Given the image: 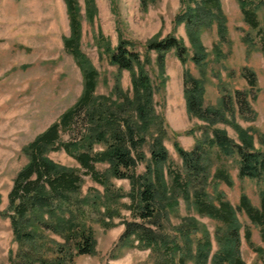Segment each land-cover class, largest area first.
<instances>
[{"label":"rangeland","instance_id":"1","mask_svg":"<svg viewBox=\"0 0 264 264\" xmlns=\"http://www.w3.org/2000/svg\"><path fill=\"white\" fill-rule=\"evenodd\" d=\"M250 2L257 8L256 25L246 19L240 0H220L222 15L218 8L205 7L202 0H96L97 12L92 20L87 16L85 0H79L82 23L80 48L99 71L94 93L97 102L111 98L122 103L124 92L134 95L133 72L121 70L111 61L99 35L102 34L112 48L126 40L134 43L141 52V66L155 85V108L167 125L165 146L170 159L164 170L169 185L173 181L167 174L168 166L181 172L184 169L175 143L191 150L197 139L211 135L213 128L226 130L238 142V129L242 127L254 135L255 147L264 150V0ZM198 8L204 19L213 16L209 10L218 15L211 25L200 29L208 52L203 70L192 60L195 50L188 34V24L177 22L178 15L196 14ZM221 16L226 21L225 38L219 32ZM70 35V17L65 0H0V264H14L22 248L9 215L8 195L15 177L30 161L26 147L74 106L84 89L82 69L65 46V38ZM168 35L181 38L190 52L188 59L182 62L177 52L171 50L166 54L163 70L157 62L158 53L147 51L146 44L150 40H163ZM140 71L141 67L136 66L135 74ZM186 71L204 80V107L218 112L211 114L215 123L189 113L185 94ZM83 128V124L75 123L74 129L62 131L61 139L63 142L81 140ZM148 137L143 147L146 160L151 159L152 140L150 135ZM96 148L102 147L96 145ZM218 150L213 148L212 171L225 167L233 185L213 182L208 188L211 200L217 203L216 196L221 191L231 202L241 223V257L246 264H264V224L254 223L244 210L239 209L242 193L249 196L253 205L260 206L264 181L239 176L238 158L224 155L218 159ZM46 154L62 168L80 170L81 197H102L98 205L101 214L98 209L87 207L88 223L97 239L95 251L76 254L73 264L159 263L158 251L155 253L138 244L117 247L127 227L126 222L132 220L129 208L123 206L130 203L128 196L109 199L105 195V186L94 181L91 170L82 167L64 149L48 150ZM138 165L139 173L146 170V161ZM94 167L101 173L110 168L106 162H97ZM109 180L113 189L120 193L126 194L131 189V180L127 178L111 176ZM173 193V203L179 204L172 203L173 208L170 205L169 220L163 221L161 231L173 235L175 227L192 222L191 218H194L199 221V226H205L212 234L213 252H216L219 249L216 232L225 228L224 221L201 215L192 204L194 198L189 200L180 190H173ZM107 208L113 210L110 212L112 218L103 215ZM103 217L108 226L102 222ZM46 233L51 239L64 242L61 235L51 231ZM188 264L195 263L189 261Z\"/></svg>","mask_w":264,"mask_h":264},{"label":"trees","instance_id":"2","mask_svg":"<svg viewBox=\"0 0 264 264\" xmlns=\"http://www.w3.org/2000/svg\"><path fill=\"white\" fill-rule=\"evenodd\" d=\"M65 1L71 25V35L65 38V46L82 69L84 89L78 102L26 147L30 161L15 177L8 195L14 233L22 244L14 264H73L76 254H92L95 251L97 239L94 229L88 223L90 215L87 207L97 210L102 197L98 195L90 199L89 195L80 196V170L62 168L46 154L48 150L59 149H64L82 167L91 170L94 181L105 186V195L109 199L114 196L130 198V203L123 206L129 208L132 220L126 222L127 227L121 234L117 247L138 244L155 253L158 251V264H188L189 261L195 264H246L240 254L241 223L236 209L221 191L217 193V203L211 200L208 188L213 182L233 185V179L225 167L212 171L211 156L215 147L219 149L218 159H222L224 155L238 158L239 176L264 181V150L255 147L254 135L240 127V141L237 142L226 130L213 128L212 134L197 139L191 150H186L176 142L175 148L183 160L184 169L181 172L168 166L167 174L173 181L169 185L164 170L170 159L169 150L165 146L167 125L155 108V85L147 70L141 66V52L134 43L126 40H121L117 47L112 48L111 43L102 34L99 35L106 53H110L111 61L121 70L133 72L134 95L124 92L122 103L111 98L97 102L94 93L99 71L80 48V3L79 0ZM95 1L85 0L90 20L97 12ZM202 1L205 7L210 5L220 9L222 15L220 0ZM240 5L246 19L256 25L257 8L252 6L250 0H240ZM200 8L196 14L190 12L178 15L177 22L185 21L188 24V34L195 50L192 60L203 70L208 52L200 36V29L211 25L218 15L209 10L213 16L204 19ZM220 23L219 32L225 38L227 27L224 16L220 17ZM146 49L158 53L157 62L162 65L163 70L168 52L175 50L182 62L188 59L190 52L184 41L174 35H168L163 40H150ZM136 66L141 67L137 74L134 72ZM251 74L254 75L255 72L251 70ZM184 79L189 113L215 123L211 114L218 112L204 107V80L191 76L187 71ZM75 123L83 124L81 140L63 142L62 131L74 129ZM149 135L152 140L151 159L146 160L143 147L148 142ZM96 145H101L102 148L97 149ZM145 161L146 170L139 173L138 164ZM97 162L108 163L109 170L102 173L96 171L94 165ZM111 176L131 180L130 191L124 194L114 190L109 180ZM173 190H180L189 200L194 198L192 204L201 215L224 221L225 228L216 232L219 245L216 252H213L212 234L205 226H199V221L194 218H191L192 222L175 227L173 235L161 231L163 221L169 220V209L175 194ZM107 209V213L103 215L112 218L110 212L113 210ZM239 209L244 210L254 223L263 225L264 192L260 206L253 205L249 196L242 193ZM97 211L101 214V209ZM101 220L108 226L106 218ZM46 231L61 235L64 242L51 239Z\"/></svg>","mask_w":264,"mask_h":264}]
</instances>
